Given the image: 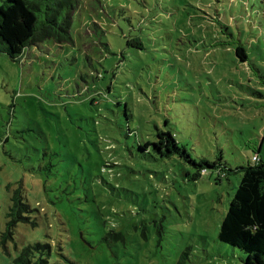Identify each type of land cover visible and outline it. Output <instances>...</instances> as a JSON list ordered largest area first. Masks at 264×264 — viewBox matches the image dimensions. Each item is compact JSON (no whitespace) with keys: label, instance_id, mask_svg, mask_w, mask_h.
Returning a JSON list of instances; mask_svg holds the SVG:
<instances>
[{"label":"rangeland","instance_id":"obj_1","mask_svg":"<svg viewBox=\"0 0 264 264\" xmlns=\"http://www.w3.org/2000/svg\"><path fill=\"white\" fill-rule=\"evenodd\" d=\"M71 36L0 52V235L18 185L36 222L0 264L34 241L51 263L242 264L217 233L239 167L264 161V0H74ZM157 129L220 165L192 178L140 149Z\"/></svg>","mask_w":264,"mask_h":264},{"label":"trees","instance_id":"obj_2","mask_svg":"<svg viewBox=\"0 0 264 264\" xmlns=\"http://www.w3.org/2000/svg\"><path fill=\"white\" fill-rule=\"evenodd\" d=\"M73 10L74 0H2L0 52L15 61L27 56L31 46H39L45 40L57 44L71 42ZM129 41L140 45L137 38ZM235 53L241 61H247V54L241 45L236 47ZM155 136L156 141L139 143V148L147 150L149 145H153L161 156L177 154L195 166L196 172L192 178L206 173L208 168L220 165L218 160L209 161L204 157L196 161L170 131L157 129ZM108 148L111 149V145H108ZM219 169L223 171L222 168ZM239 169L242 172L241 177L219 224L217 237L221 242L245 253L242 264H264V161L254 152L250 162ZM220 176L218 174L217 179H220ZM33 211L34 208L27 202L21 185L12 188L0 244L5 246L13 239L14 230L19 223L35 225L36 222L31 220ZM106 238L122 241L124 236L121 232L110 231ZM51 253L52 248L48 242L34 241L19 249L12 264H70L65 257L63 263H51Z\"/></svg>","mask_w":264,"mask_h":264}]
</instances>
